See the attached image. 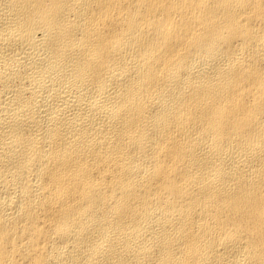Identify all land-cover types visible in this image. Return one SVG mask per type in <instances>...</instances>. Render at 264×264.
Here are the masks:
<instances>
[{
	"label": "bare ground",
	"instance_id": "obj_1",
	"mask_svg": "<svg viewBox=\"0 0 264 264\" xmlns=\"http://www.w3.org/2000/svg\"><path fill=\"white\" fill-rule=\"evenodd\" d=\"M0 264H264V0H0Z\"/></svg>",
	"mask_w": 264,
	"mask_h": 264
}]
</instances>
